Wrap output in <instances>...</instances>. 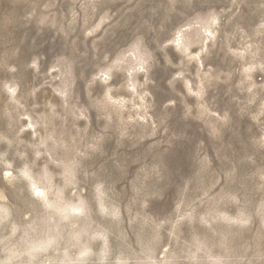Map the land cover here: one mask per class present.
Segmentation results:
<instances>
[{"label":"rangeland","instance_id":"374dc122","mask_svg":"<svg viewBox=\"0 0 264 264\" xmlns=\"http://www.w3.org/2000/svg\"><path fill=\"white\" fill-rule=\"evenodd\" d=\"M9 260L264 264V0H0Z\"/></svg>","mask_w":264,"mask_h":264},{"label":"clouds","instance_id":"9594fccd","mask_svg":"<svg viewBox=\"0 0 264 264\" xmlns=\"http://www.w3.org/2000/svg\"><path fill=\"white\" fill-rule=\"evenodd\" d=\"M30 254V253H29ZM15 256V254H13ZM0 264H11V260L9 261H4V262H0Z\"/></svg>","mask_w":264,"mask_h":264},{"label":"snow or ice","instance_id":"6c2138e0","mask_svg":"<svg viewBox=\"0 0 264 264\" xmlns=\"http://www.w3.org/2000/svg\"><path fill=\"white\" fill-rule=\"evenodd\" d=\"M37 195H43V193H39V192H38Z\"/></svg>","mask_w":264,"mask_h":264}]
</instances>
